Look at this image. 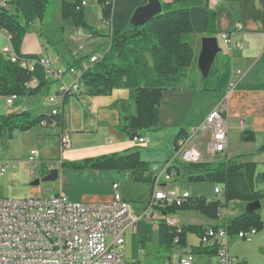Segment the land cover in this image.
Masks as SVG:
<instances>
[{
  "label": "crops",
  "instance_id": "0c3cea01",
  "mask_svg": "<svg viewBox=\"0 0 264 264\" xmlns=\"http://www.w3.org/2000/svg\"><path fill=\"white\" fill-rule=\"evenodd\" d=\"M106 1H110L112 4V15L109 23H105L103 20L102 9L98 0L85 1L84 13L88 26L97 31L100 40L108 43L107 53L110 49L109 41L112 33L131 29V20L135 12L140 8L148 6L151 0ZM156 1L164 8V6L179 2L180 0ZM90 11H93V14H95L94 21L90 20ZM210 12H214L216 17L215 29L212 36L208 35ZM190 19L195 32L193 47L197 64L191 67L188 73L189 79L184 86L177 90L162 92L157 124L159 131L140 133L138 136L145 139L144 144H135L130 136L122 132V129L129 126L130 121L137 115V94L134 90H115L107 97H89L85 93L87 91L85 87L86 90H83L79 95L77 93L71 97L69 104L63 111L64 123L60 133L63 132L70 136L73 147L68 152L62 154L60 165L58 163L48 164L50 172L54 169L59 172V178L56 180L58 182V190L54 194H63L71 202L75 203H107L113 199V186L117 184L118 193L130 205L131 197L127 195L125 186L129 185L133 189H137L146 184L150 187L151 192L146 201L143 202L144 207L132 208L130 206L131 214L137 220L141 217L152 197L155 181L161 175L163 166L171 159L174 150L190 141V144L195 145L202 151L204 160L200 165L206 166L207 169H214L219 164L230 160L254 164L251 180L253 191L264 195V0H205L204 5L191 8ZM64 32L78 41H82L85 37L83 30L76 29L73 26H66ZM223 34L231 35L236 44L242 46L243 49H235L233 53H229L228 47L222 40ZM79 35H81V39L78 38ZM88 37L89 39H93L91 35ZM207 37L218 39L219 45L225 51L219 55L229 59L231 63L232 76L230 86L222 92L203 91L200 89L203 77L198 67V59L201 52L202 39ZM21 52L24 55L48 56L51 58L47 53V49L41 45L35 31L25 37ZM104 55L100 57L97 55L92 56L102 58ZM51 60L55 68L68 69L60 67L58 60H53L52 58ZM74 64H76L74 68L78 71L79 75L93 65L90 63L83 69L80 61H76ZM66 77H73V79L70 83H65L63 80L64 84L67 86L72 85L75 77L70 75ZM190 80L194 81L199 88L188 89ZM56 84H50L47 87L45 90L47 96L61 89L62 85L55 89L54 85ZM224 99H227L228 104L226 114L229 129L228 149L224 155L214 157L208 152V146L211 142L210 133L199 132L192 139L191 137L211 111ZM39 101L38 97L17 98L12 106H9L3 112L0 111V116L23 111L30 112L34 117L48 114L50 107H47L48 109L45 113L39 112L44 107L43 104H39ZM240 120H244L246 123L244 131L239 125ZM36 131V129H33L27 134L36 133ZM180 132H184V134L179 136ZM249 136L250 138L252 137V140L243 142V138H248ZM167 138H170L173 144L172 153L169 157L163 153H159L158 150L155 153L151 152L154 146L158 148ZM11 142H15V139ZM135 151H139L141 161L149 165V172L155 177L154 183H135L132 181L130 174L118 177L111 170L63 169L61 167L63 163H77L88 159ZM30 152L27 154L26 161L22 164L24 170H31L32 174H34L38 166L37 163H28ZM11 155V151L8 150L6 158L0 160V167L2 164L11 162ZM155 165L159 166V171L158 168H154ZM174 172V177L169 182L165 181L164 176L160 177L158 189L164 191L174 189L180 193H188L190 199L185 204H190V201L196 198H204L208 204L215 202L226 203L225 184L208 182L214 187V199L201 195H192L189 191H182L184 184L189 183L191 186H197L201 182H192L191 179L198 176H206V174L181 162L176 164ZM216 188L220 189V195L215 194ZM29 197L39 196L32 191V195ZM23 199H26V197ZM238 203H245L248 208L244 214L239 216L241 217L249 212L251 203L232 201L228 203L227 208H224V210L220 209L215 214L211 212L202 213L195 210H183L169 215L178 221L180 226L184 222V226L202 229L214 226L226 227L229 221L239 217L231 220L228 219V216L223 217L222 213H228L230 206ZM258 203L260 207L256 211L262 222L261 230H257V234L250 242L234 239L230 246V254L238 258L243 264H264V199ZM189 213L194 214L202 222L200 221L196 225L191 223V221H185L179 215H187ZM150 221L152 220L138 221L135 228L129 229L126 232L125 243L128 234L133 237L138 227L150 226ZM191 235L196 237V242L190 240ZM136 243L139 245L141 253L147 249L148 241L143 239V237L139 238ZM199 249H203L200 246V234H189L187 236V247L178 252L179 255L176 260L185 252L193 253V251H196L194 254L195 264L198 260L200 264H217L214 248H204L209 251L208 253L198 252L197 250ZM138 255L139 252H136L131 256V259H127L125 256L124 258L127 262L140 261Z\"/></svg>",
  "mask_w": 264,
  "mask_h": 264
},
{
  "label": "trees",
  "instance_id": "16d2710c",
  "mask_svg": "<svg viewBox=\"0 0 264 264\" xmlns=\"http://www.w3.org/2000/svg\"><path fill=\"white\" fill-rule=\"evenodd\" d=\"M53 0H8L0 6V32L10 39L11 47L21 60L37 61L39 56L22 54V45L30 28L35 22L46 18ZM61 14L64 20L71 21L79 30L87 29L91 37H98L95 29L88 26L84 0H60ZM105 23H109L112 15V4L106 0H98ZM205 0H180L164 6L163 12L149 20L144 26L123 32H114L110 37V49L98 58L90 68L80 75L81 85L87 88L89 97H107L115 90H134L137 94V115L124 127L122 132L133 138L140 133L158 132V115L161 94L163 91L177 90L186 84L188 73L195 64L193 26L190 10L204 5ZM16 10L12 15L8 7ZM22 18L25 25L20 21ZM215 13H209L208 35L212 36L215 29ZM76 64L71 67L74 68ZM232 76L230 60L218 56L207 78L203 79L200 89L203 91L222 92L229 88ZM36 83L32 86V83ZM188 89H198V85L190 80ZM50 84L46 81L43 68L39 63L34 65V71L13 64L0 52V97L35 98L41 95ZM72 96H66L64 108ZM64 111V109H63ZM43 122L50 127L53 122L57 129L63 128V112L57 117L43 114L34 117L30 112L23 111L0 116V141H13L20 133L29 132L41 127ZM184 132H180L182 136ZM252 137L243 138L250 141ZM61 167L72 169L111 170L118 177L130 174L135 183H154L155 177L149 172V165L140 159L139 151L126 152L112 156L88 159L77 163H63ZM206 176L191 179L192 182H210L226 185V203L208 204L204 198H196L190 204L182 207H170L167 214H175L183 210H195L202 213H218L227 208L232 201H243L251 204L264 199V195L255 193L252 187L254 164L230 160L221 163L214 169L204 165H192ZM264 180V176H263ZM208 204V205H207ZM262 222L257 211L229 221L226 229L231 236L252 229L260 231ZM202 228L189 226H170L160 222L157 227V242L159 247L167 252L182 250L187 247L189 234H201ZM198 252L208 253L206 249ZM196 251H193L195 254Z\"/></svg>",
  "mask_w": 264,
  "mask_h": 264
},
{
  "label": "built area",
  "instance_id": "2783aa9c",
  "mask_svg": "<svg viewBox=\"0 0 264 264\" xmlns=\"http://www.w3.org/2000/svg\"><path fill=\"white\" fill-rule=\"evenodd\" d=\"M7 1L4 0V4ZM82 7H85V0ZM78 38L81 39V35ZM222 40L229 53H233L235 49H243L229 34H223ZM82 49L83 46H80L76 54ZM221 50V54L225 52L222 47ZM2 53L11 63L29 68L31 72L34 71V65L39 63L45 72L47 83L62 85L58 92L48 97V115L51 117L59 116L63 112L66 96L77 94L82 86L75 68H55L48 56H39L37 61L21 60L11 46L4 48ZM97 60L96 56H92L90 63L94 64ZM68 75L75 77L70 86L63 82ZM35 85V82L32 83V86ZM16 99L17 97L6 98V104L12 106ZM227 111V99H224L191 137L192 139L199 132L210 133L208 152L214 157L218 154L224 155L228 149ZM239 125L243 131L246 129L244 120H240ZM41 127L57 129L55 122L50 127L43 122ZM132 141L137 145L145 143V139L140 136L133 137ZM59 145L62 155L71 145L70 136L60 133ZM37 158V152L31 151L28 163H38ZM203 160L202 151L190 144V141L174 150L171 159L163 166L161 175L155 181L150 201L137 220L131 214L130 205L118 193L117 184L113 186V199L100 204L71 202L60 193L22 200L0 199V264H143L141 261L125 260L123 247L126 232L135 228L141 220L180 226L167 214V210L170 207H182L190 199V195L174 189H158L160 177L164 176L165 181L169 182L174 177L178 162L192 166L201 164ZM7 169L6 164L1 165L0 177L5 176ZM215 194L220 195L219 188L215 189ZM256 234L257 230L252 229L231 236L226 227H206L200 234V246L215 249L217 264H243L230 254L231 242L234 239L250 242ZM174 264H195L194 254L185 252Z\"/></svg>",
  "mask_w": 264,
  "mask_h": 264
},
{
  "label": "rangeland",
  "instance_id": "374dc122",
  "mask_svg": "<svg viewBox=\"0 0 264 264\" xmlns=\"http://www.w3.org/2000/svg\"><path fill=\"white\" fill-rule=\"evenodd\" d=\"M1 4H3V0H0V6H2ZM61 5L62 3L60 0H53L46 18L42 21L35 22V24L31 26L29 33L34 31L37 32L41 45L47 49L48 55H50L53 60L59 61L58 64L60 67L69 68L70 65L76 63V61H80L82 68L84 69L90 64V57L92 55L100 57L106 53V50H108V43L106 41L103 42L98 37L89 39L88 36L90 35V32L87 29H83L85 37L82 41H78L76 38L68 36V34L64 32V29L66 26L73 25H70L72 24L71 21L62 18ZM8 10L12 15H16L14 7L9 6ZM89 15L90 20L94 21L95 14H93V11H90ZM20 21L25 25L22 18H20ZM9 46H11V43L8 36L0 32V52ZM80 46H83V50L76 54V51ZM72 79L73 77H66L64 82L70 83ZM60 85L61 84L57 83L54 85V88L57 89ZM83 90L86 89L85 86L82 85L78 95ZM53 91L52 93H54ZM48 97L46 91L38 96V99L40 100L39 104L44 105V107L39 110L40 113H45L47 111V107H49ZM6 108H9L6 104V98L0 97V111L3 112ZM35 129L37 130L36 133H31L29 135L27 134L28 132L18 134L17 137H15V142L8 141L7 139L0 141V160L6 158L8 150H10L12 154L10 157L11 162L6 163L8 168L6 175L3 178H0V199L29 198V196L32 195V191H34L39 197H49L58 190L57 181L48 182L46 179L50 174L48 164L58 163L60 165V161L62 160L59 145L60 130L43 127ZM172 146L171 139L167 138L158 148L154 146L151 152L155 153L158 150L159 153H163L169 157L172 153ZM71 147H73L72 142L65 153L68 152ZM31 150H36L38 153V168H36L34 174H32L31 170H24L22 164L26 161L27 154ZM158 167L159 166L155 165L154 168ZM37 182L38 184L34 185ZM213 190V185L208 182H201L197 186H191L189 183H185L182 188V191H189L192 195H201L214 199L215 196ZM125 191L127 195L131 197L130 199L132 202L130 201V206L132 208H143V202L146 201L151 192L150 187L146 184H143L137 189H133L129 185H126ZM246 209L248 208L245 203L232 204L229 212H223L222 216H228V219L232 220L244 214ZM222 210H224V208ZM179 215L185 221H191V223L196 225L200 221L202 222L201 219H198L192 213ZM150 223V226L142 228L138 227L133 234V237L129 234L127 235L126 245L124 247L125 258L131 259V256L134 253L139 252L138 259L143 264L176 263L179 250H173V252L167 253L163 251L157 242V227L160 222L150 221ZM181 225L184 226L185 223L183 222ZM141 237L148 241L147 249L143 250L142 253L140 252L139 245L136 243ZM190 240L196 242V237L191 235ZM196 264H200V261L198 260Z\"/></svg>",
  "mask_w": 264,
  "mask_h": 264
},
{
  "label": "water",
  "instance_id": "95a60500",
  "mask_svg": "<svg viewBox=\"0 0 264 264\" xmlns=\"http://www.w3.org/2000/svg\"><path fill=\"white\" fill-rule=\"evenodd\" d=\"M163 12L161 4L156 0H151L149 5L138 9L132 20L131 25L135 28L144 26L149 20ZM222 52L219 45V41L215 37H207L202 39L201 52L198 59V67L203 79L207 78L212 66L215 63L217 56ZM59 178L58 170H52L46 179L48 182H54ZM35 183L34 185H37ZM260 207V204L253 203L249 207V211H256Z\"/></svg>",
  "mask_w": 264,
  "mask_h": 264
},
{
  "label": "bare ground",
  "instance_id": "6f19581e",
  "mask_svg": "<svg viewBox=\"0 0 264 264\" xmlns=\"http://www.w3.org/2000/svg\"><path fill=\"white\" fill-rule=\"evenodd\" d=\"M5 4H6V3H5ZM5 4H4V0H3V4H1V5L4 6ZM220 54H221V53H220ZM80 88H81V87H80ZM73 95H74V94H73ZM73 95H72V96H73ZM217 156H222V154H218V155H216V157H217Z\"/></svg>",
  "mask_w": 264,
  "mask_h": 264
}]
</instances>
